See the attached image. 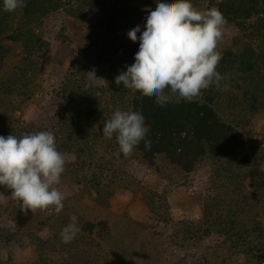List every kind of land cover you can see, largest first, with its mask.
<instances>
[{
	"label": "trees",
	"instance_id": "1",
	"mask_svg": "<svg viewBox=\"0 0 264 264\" xmlns=\"http://www.w3.org/2000/svg\"><path fill=\"white\" fill-rule=\"evenodd\" d=\"M99 1L105 4L100 5ZM199 1L201 0H191V3L195 7L199 6ZM122 2L123 0H77L81 6H78L77 12H82L85 8H95L99 12L96 14L95 26H92L94 31L85 37L78 54L73 57L74 67L68 82L60 92L65 106L57 122L58 131L54 134L55 137L59 136V139L55 140L56 146L60 152L73 154L77 161L67 162L63 174L74 180L75 184L82 185V194L88 195L97 203L105 204V198L110 193L109 185L103 184V174L110 171L118 161L137 160L151 168L156 175L169 181L170 176L165 172L174 170L189 173L204 158L211 157L216 161L223 160L229 163L219 168L230 174L225 184L228 198L235 194L240 181L249 172L250 182L260 195L258 202L263 204L264 209V172L260 171L264 165V135L261 143L252 140V137H245L240 131L244 129L247 119L259 109H264V0L205 1L206 9L213 6L219 9L228 21L227 25H234L241 31L248 29L249 37L257 41V49L246 42L238 52L232 49L221 52L218 47L222 59L217 71L227 77L222 82L227 84V89L221 87L217 90L212 86L202 91L194 102H187L174 96L172 102L163 107L155 103V97H146L139 92L132 93L123 88V85L117 87L115 84V76L122 70L126 71L125 65L130 66L134 63V56L139 49V41L133 43L118 39L120 22L127 21L129 17L127 11H131L130 8L121 7ZM25 3V7L8 13L3 11V0H0V43L3 38H9L21 45L20 62L13 64L5 74L0 75V136L4 137L9 135L20 137L21 132L25 131L22 127L20 130L17 129L18 122L13 116L17 105L13 104V98L18 96L21 97V102H25L34 95L38 87L35 82L42 63L33 57L46 47L40 32L42 19L66 4L64 0H25ZM7 54V51L0 48L1 61ZM79 54H82V59ZM91 63L105 66L104 80L110 86L105 104L101 103V98L105 96L104 87L93 84L86 87L85 73L91 70V67L87 66ZM239 73L248 76L249 85L238 96H233V90L239 91L240 88V83L237 82ZM117 108L132 109L143 114L150 128L148 137L152 141L150 150L145 149L142 141L130 156L126 157L122 153L116 155L118 145L115 137L105 138L102 128ZM221 113L227 114L229 119H224ZM90 171L91 175L87 176ZM139 186L138 191L149 212L169 224L172 217L167 199L147 187ZM0 192L11 194V190L8 191L2 186ZM239 195L229 199L230 203H222L217 199L205 202L202 218L198 223L180 221L174 224L173 240L179 238L176 233L179 230H183L184 233L180 238L183 244L186 241L201 242L208 234L215 233L219 237H224V243L234 245L220 262L214 260L215 264H227L229 256L240 252L243 257L240 264H264L263 224L257 223L254 217L234 216L245 209L246 204L248 211L254 210V205L247 203V199H252L254 195L250 193ZM11 205L13 208L10 217L18 229L12 234L1 230V242L8 245L12 242L11 238L18 239L20 233L25 237H31L36 246L32 264H57L47 255L50 249L55 248V243H59L62 250L77 264H83L84 260L89 263L90 259H95L94 252L90 250L91 245L99 246L100 235L108 233L103 221L93 223L73 214L78 218V226L81 228L77 234L78 238L69 244H64L61 240V230L70 223V217L73 216L71 215L59 221L60 226L51 233L54 243L49 247L48 244L51 243L49 239L43 242L36 234L32 235V232L34 229L46 228L53 218L40 219L33 229L31 212L25 214L21 211L20 203L17 201H12ZM161 208L164 210L163 216L159 215ZM85 232L88 235H96L97 238L90 236L85 244L87 249L78 251L76 243L79 238L86 239L83 235ZM220 248L225 247L221 245L212 247L211 254L218 257ZM209 250L208 247L207 251ZM8 253L7 264H15L11 250Z\"/></svg>",
	"mask_w": 264,
	"mask_h": 264
},
{
	"label": "rangeland",
	"instance_id": "2",
	"mask_svg": "<svg viewBox=\"0 0 264 264\" xmlns=\"http://www.w3.org/2000/svg\"><path fill=\"white\" fill-rule=\"evenodd\" d=\"M64 1L66 4L47 14L40 25V32L46 47L42 51L39 50L33 57L38 62L40 61V64L42 63L36 78L35 84L38 87L34 95L25 102H21V97L13 98V104L17 105V110L13 115L18 122L17 129L25 128L20 136L37 131H51L53 134L58 131L57 122L65 106V101L61 98L60 92L68 82L74 67L73 57L78 54L85 37L94 31L92 26H95L96 14L99 10L85 8L82 12H77L78 6H80L77 0ZM205 1L207 0L199 1V6H195V8L205 10ZM99 3H101L100 5L105 4L103 1H99ZM120 6L124 9L130 8L131 11H127L129 15L127 21L121 20L117 36L119 41L132 42L128 39V31L140 25L142 32L148 10L154 11L156 3L154 0H123ZM36 31H38L37 28ZM139 35L140 33H137L138 37ZM245 42L257 49V41L249 37L248 29L241 31L234 25H227L218 47L221 52L226 49L238 52ZM0 48L8 52L6 58L0 60V75H2L13 64L20 62L21 45L12 42L9 38H3ZM78 56L82 59V54ZM87 66H90L91 70L95 68L96 76L104 80V65L91 63ZM237 78L240 88L239 91L233 90V96H238L249 85L247 75L239 73ZM93 85L105 88V96L103 99L101 98V103L105 104L110 86L102 80ZM233 102L236 103L235 100ZM221 116L226 120L229 119L227 114L221 113ZM240 131L245 137H252V140L262 143L264 109H259L247 119L244 129ZM57 139L59 136L55 137L56 141ZM61 153L64 155L66 163H77L73 154ZM228 164L223 160L216 161L214 158L206 157L189 173L174 170L165 172L167 176H170L168 181L156 175L151 168L137 160L118 161L110 171H105L103 174V184L109 185L108 193H110L105 198L106 205L97 203L88 195L82 194V185L75 184L74 180H70L65 174H62L61 183L57 187L64 195V208L58 214L53 210H37L35 213L29 210L33 219V229L40 219L53 218L46 228L34 229L32 235L36 234L43 242L49 239L51 243L48 246L51 247L54 243L51 233L58 229L59 221L76 214L80 219L93 223L103 221L108 229L106 235H100L99 246L94 245L92 247L91 245L90 250L94 252L95 259H90L89 263L84 260L83 264H215L214 260L220 262L228 255L229 248L234 246L229 242V244L224 243V237L210 233L201 242L186 241L183 244L180 239L184 235L183 230L176 232L179 238L173 240L172 235L174 224L177 222L198 223L202 218L205 202L217 199L222 203H230L229 199L235 195L240 196L239 193L254 195L252 199H247V203L250 202L251 205H254V210L248 211L246 204L245 209L236 213L237 215L234 214L235 218L254 217L257 223L264 226L263 204L258 202L260 195L250 182L249 172L240 181V186L237 187L235 194L231 198L227 197L225 184L227 179L229 180L230 174L225 172L223 168L221 170L219 168ZM218 171L219 173H217ZM91 173L92 171L86 175L89 176ZM139 185L147 187L167 199L172 217L169 224L149 212L142 200L141 193L138 191ZM5 196L7 199L0 201V231L3 230L12 234L16 233L18 229L10 217V211L13 208L11 202L14 200L9 194H5ZM159 215H164L162 208L159 210ZM23 235L22 233L19 234L18 239L20 241L16 237L11 238L12 242L8 245H4L0 239L1 264L8 263L7 257L10 250L15 264H32V255L36 251V246L31 237ZM83 235L86 239L81 240L79 238L76 243L78 251L87 249L85 244L90 236L97 238L96 235H88L86 232ZM75 238L78 236L76 235ZM216 245L225 247L219 249L218 257L211 254L212 247ZM22 246L27 247L21 248ZM208 247L209 251H207ZM206 252L209 253V256ZM47 253L48 258L56 261L57 264H77L67 252L62 250L59 243H55V248L50 249ZM241 253L229 256L227 264L242 263Z\"/></svg>",
	"mask_w": 264,
	"mask_h": 264
},
{
	"label": "clouds",
	"instance_id": "3",
	"mask_svg": "<svg viewBox=\"0 0 264 264\" xmlns=\"http://www.w3.org/2000/svg\"><path fill=\"white\" fill-rule=\"evenodd\" d=\"M155 3V10H148L145 17L144 30L141 32L137 25L127 33L133 43L139 41V49L134 63L125 65L126 71L115 76L116 86L155 97L161 107L172 102L174 96L194 102L212 86L226 90L227 84L222 82L227 77L217 71L222 59L218 45L228 23L224 15L215 6L198 10L191 0ZM25 6V0H3L4 12L12 13ZM85 74L86 87L105 81L96 76L95 68ZM102 134L107 139L115 137L117 156H130L142 141L145 149L152 147L145 117L132 109L117 108L105 121ZM65 164L51 131L0 136V186L11 190V198L20 203L25 214L29 210H53L57 214L62 211L64 195L57 186ZM260 171L264 172V165ZM6 199L0 192V201ZM80 231L78 218L71 216L70 223L61 230L62 242L71 243Z\"/></svg>",
	"mask_w": 264,
	"mask_h": 264
}]
</instances>
